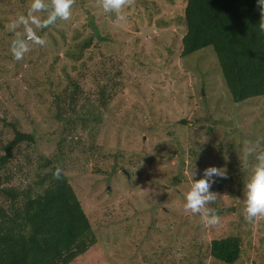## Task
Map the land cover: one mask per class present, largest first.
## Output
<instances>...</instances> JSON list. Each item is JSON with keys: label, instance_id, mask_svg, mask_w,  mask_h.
Instances as JSON below:
<instances>
[{"label": "rangeland", "instance_id": "374dc122", "mask_svg": "<svg viewBox=\"0 0 264 264\" xmlns=\"http://www.w3.org/2000/svg\"><path fill=\"white\" fill-rule=\"evenodd\" d=\"M155 1V16L143 10L144 21L140 23L138 13L142 11V1L136 0L128 13L136 15L137 24L126 16V20L118 24L116 15L105 13L97 0H76L69 20H58L46 34L43 29H35L37 35L46 40L42 47L46 57L38 55L42 52L39 46L31 45L24 58L16 61L10 51L15 34L8 31L6 25L20 15H26L31 0H0V99L10 109L7 116L22 125L23 130L41 136L58 128V122L50 116L52 101L39 98V93L30 97L26 94L27 85L36 77L42 78L48 64H54L57 73L75 67L72 78L79 81L84 95H92L100 80L109 87L110 74L115 77L138 53L147 54L149 66L155 67L157 63L162 69L164 61L173 57L172 79H178L176 83L181 79L183 84L187 80L194 96L192 109L187 107L181 116L188 120L186 130H180L174 123L165 124L164 120L157 126L165 127V131L155 136L138 132L137 139L130 141L127 133L133 134L136 129H144L145 125L133 122L136 114L140 119L146 115L145 126H152L157 119L154 116L151 120L150 110L140 107L145 103L144 95L154 93L159 97L165 93L146 87L141 97H137L133 82L129 84L128 77L122 75L123 85L122 79H118L121 84L117 89H108L106 105L101 106L95 101L96 109H91L104 120L102 135L98 130L91 135V132L79 133L88 147H91L93 135H97L103 145L104 139H108L107 150L103 149L101 158L95 154L88 159L84 152L81 155L77 152L78 156L72 159L68 156L65 174L81 198L98 235V244L81 256L78 264H220L210 256L211 241L215 237L230 235L244 238L243 264H264V224L241 220L244 218L243 183L255 161L253 158L248 161L239 159L241 155L236 158L232 150V146H240L245 138L264 136V99L237 105L223 84L212 48L183 58L179 45L167 42L166 35L184 32L181 13L187 0ZM128 13L124 12L125 15ZM36 15L43 20L48 13ZM92 22L100 27V36L84 51L82 43L91 36L88 25ZM122 39L124 51L118 48ZM99 45L103 55L99 52ZM40 57H43L42 63L38 64L35 59ZM43 89L52 91L47 84ZM94 118L99 120L95 115ZM91 124L94 127V121ZM208 126L215 131L209 132ZM111 129L117 131L116 134L123 133L120 140L123 155L118 160L125 169H118L119 178L106 174L121 149L115 140L108 138H114ZM166 131L172 135L167 136ZM12 134L11 128L0 122V143L9 141ZM79 136L68 138V146L79 147ZM141 140L145 143L144 151L147 154L149 151L148 155L141 154ZM134 142L139 147H132ZM154 145L161 152L154 153ZM34 149L30 150V161L24 156L20 158L19 167L11 166L15 173L12 185L21 190L39 186L46 174L40 156L52 155L56 146L43 141ZM98 159L104 163L98 165ZM136 160H142L140 167L145 172L142 180L137 179ZM231 165L237 166L231 168ZM212 166L226 168L228 178H216L210 189L218 194V198L207 207L220 217V223L215 227H204L200 216L185 212L183 206L192 179L203 178L204 170ZM101 169L102 173L98 172ZM126 172L131 173L130 180L122 175ZM247 230L250 234L245 233Z\"/></svg>", "mask_w": 264, "mask_h": 264}, {"label": "trees", "instance_id": "16d2710c", "mask_svg": "<svg viewBox=\"0 0 264 264\" xmlns=\"http://www.w3.org/2000/svg\"><path fill=\"white\" fill-rule=\"evenodd\" d=\"M140 1H142V11L138 13V19L141 23L145 12L143 10L149 11L150 16H155L157 5L155 0ZM132 6L133 4L126 7L124 12L128 13ZM128 14L124 15L129 21L132 20L137 24L134 20L136 15ZM181 17L184 32L180 35H166V40L169 43L172 41L173 46L179 45L183 58L212 48L221 70L223 84L237 105L248 103V101L253 102L255 99H264V34H260L257 29L260 21L257 0H187ZM89 27L92 30L91 36L85 37L87 39L82 43L84 51L92 46L96 37L100 36V27L93 22L89 23ZM50 28L52 26L43 29V34H46ZM123 42V39L118 42L120 51H124ZM39 47L42 52L38 55L45 56L42 47ZM99 48V52L103 55L101 45ZM138 54L122 67L125 74L122 70L116 73L115 77L110 74L109 87L100 80L92 95H84L79 81L72 78L75 67L57 73L53 68L54 64L51 66L48 64L45 75L42 78L36 77L33 83L27 85L26 91L28 97L39 93V98L52 101L50 116L58 122V128L43 136L25 131L22 125L9 120L7 115L10 109L0 99V116H2L0 122L9 126L13 132L9 141L0 143V264H78L81 256L88 254L91 248L98 244V235L87 210L83 207L81 198L65 172L68 156L72 159L78 156L77 152L79 155L84 152L88 159L93 158L95 154L100 155L101 158L103 149L107 150L108 139H104L103 145L99 137L93 135L91 147H88L79 133L91 132V135L93 131L98 130V134L102 135L104 120L91 109L93 111L96 109L95 101H98L101 106L106 105L108 89L111 88V91L117 89L116 87L121 84L118 79H122V75L128 77L129 84L133 82L137 97H141L146 87L160 89L165 93L159 97H156L154 93L144 95L145 103L140 104V107L150 110L151 120H154V116H157V119L152 126H145L146 115L140 119L136 114L133 122L145 125L143 124L144 129L138 131L136 129L133 134L127 133L130 141L137 139L138 132L155 136L160 131H165V127L157 126L158 122H164V120L165 124L174 123L180 130H186L188 120L181 116H184L187 107L192 109L194 96L187 80L183 84L181 79L178 83H176L178 79H172L173 72L170 69L174 58L164 61L162 66L165 67L162 69L157 63L155 67L149 66L147 54ZM39 59L35 60L41 64L43 57ZM158 64L160 65V62ZM128 68L131 70L128 71ZM123 82L124 77L122 85ZM44 84L51 86V93L43 89ZM93 114L99 120L94 118ZM91 121H94V127ZM208 127L209 132L215 131L213 127ZM111 132L114 138L112 136L108 138L115 140L121 149L115 155L113 167L106 174L119 178L118 169H125L124 165L119 164V156L123 155L120 141L123 133L116 134L118 132L112 129ZM166 132L167 136L172 135V132ZM78 136L77 144L81 149L69 147L68 138ZM156 137L162 138V136ZM43 141L54 143L56 149L52 155L40 156L42 157L40 162L43 163L42 169L46 171V174L39 186L21 190L12 185L15 173L11 166L14 164L15 168L19 167L20 158L24 156H27L30 161V150L35 151L34 148ZM144 144L141 146V154L148 155L149 151L148 154L144 151ZM242 144L243 142L236 148L232 146L234 157L238 158V155H241L242 151L239 152V149L243 147ZM131 146L139 147L135 142ZM154 148V153L161 152L157 146L154 145ZM260 150L264 151V144L261 145ZM105 159L103 157V160ZM140 161L136 160L134 163L139 168L137 179L142 180L145 172L140 167ZM96 163L100 165L104 161L98 159ZM58 166L63 171L61 178L56 180L53 174ZM235 166L237 165L230 167ZM146 168L147 171L150 170L149 166ZM98 172L102 173V169ZM129 174L131 173L126 172L122 175L130 180L132 176L130 177ZM241 220L243 221L244 218ZM261 222L264 224V221ZM245 233L250 234V230ZM241 236L213 238L210 244V256L220 264H243L241 260L244 238Z\"/></svg>", "mask_w": 264, "mask_h": 264}, {"label": "clouds", "instance_id": "9594fccd", "mask_svg": "<svg viewBox=\"0 0 264 264\" xmlns=\"http://www.w3.org/2000/svg\"><path fill=\"white\" fill-rule=\"evenodd\" d=\"M76 0H31L26 15H20L13 19L6 28L15 34L11 41L10 51L16 61L24 58L30 51L31 45L43 47L46 40L38 36L35 29H46L54 25L58 20L67 21L71 17V9ZM134 0H97L98 6L105 13H114L116 23L124 22L126 17L124 9L130 7ZM260 21L257 26L258 32L264 34V0H257ZM47 12L45 19H41L36 13ZM35 26V27H33ZM22 30V31H21ZM264 144V136L255 140L245 139L243 141L242 154L239 159L248 161L253 158L255 163L250 166L249 177L244 183L243 190V216L248 223L264 221V151L261 145ZM59 166L54 172V178L59 180L62 174ZM216 178L227 179V169L223 167H208L203 172V178L192 179L190 190L186 193L184 211L200 216L204 227H215L220 223V217L212 212L207 206L215 203L218 194L210 191Z\"/></svg>", "mask_w": 264, "mask_h": 264}]
</instances>
